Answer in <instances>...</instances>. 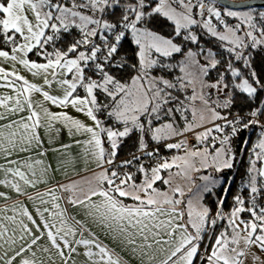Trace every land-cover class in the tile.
<instances>
[{
  "label": "snow or ice",
  "instance_id": "snow-or-ice-1",
  "mask_svg": "<svg viewBox=\"0 0 264 264\" xmlns=\"http://www.w3.org/2000/svg\"><path fill=\"white\" fill-rule=\"evenodd\" d=\"M237 2L248 10H233ZM229 18L237 23L230 24ZM66 35L73 40L60 48L58 42ZM202 35L221 42L228 54L215 82L205 78L221 59L200 46ZM249 48H264V10L257 11L252 0H230L226 10L217 0H0V65L11 68L0 66V88L11 90L0 95V186L7 189L0 191V264H131L133 259L137 264H245L250 253L252 264H264L252 252L256 248L264 253V206L259 203L264 200V134L253 148L243 185L248 199L235 196L227 215L224 199L218 201L214 217L203 202L221 180L201 176L204 183L187 201L184 189L173 187L175 176L191 181L192 172L233 168L230 137L212 133L231 126L235 135L238 120L228 121L211 107L206 96L212 93L204 90L223 93L225 99L217 107L224 108L232 103L226 89L249 98L264 91V82L251 70ZM33 52L45 62L28 59ZM236 61L250 69V77L234 66ZM18 65L42 83L21 75ZM176 69L182 75L162 74ZM189 87L193 94L182 97ZM52 106L70 107L92 124L66 111L53 112ZM216 120L227 123L222 126ZM206 121L214 127H205ZM57 124L69 135L89 137L86 152L101 171L87 181L86 191L76 182L49 184L52 169L45 161L48 150L41 129L51 144L60 132ZM198 127L204 131L197 132ZM188 133L197 141L191 149L186 139L176 140ZM133 134L148 157L159 154V147L146 151L149 141L184 154L150 170L141 165L137 184L131 172L105 167L115 163L122 138ZM50 150L65 155L61 149ZM131 163L126 160L122 166ZM174 167L177 172L168 178L161 175ZM158 181L171 195L155 187ZM25 201L35 208L34 214ZM61 201L79 209L82 219L70 215ZM218 221H225L226 227L209 236ZM94 229L114 246L103 243ZM206 236L212 244L201 252Z\"/></svg>",
  "mask_w": 264,
  "mask_h": 264
},
{
  "label": "trees",
  "instance_id": "trees-1",
  "mask_svg": "<svg viewBox=\"0 0 264 264\" xmlns=\"http://www.w3.org/2000/svg\"><path fill=\"white\" fill-rule=\"evenodd\" d=\"M219 5V4H218ZM224 7L222 5H219ZM257 11L264 10V7H256ZM228 22L230 24L237 23L233 19L229 18ZM200 32L201 30H197ZM73 37L70 35H66L64 38V42H58V46L60 48H66L69 43H71ZM201 47L208 49L211 48L213 51L217 52V58L221 59V65L218 66L217 69H212L207 78L216 80L222 71H224V60L223 56L224 50L221 47V42L215 40L207 35L201 36ZM192 50H197L196 45L190 46ZM7 50V49H5ZM48 51H52L51 46L48 47ZM246 54H250V63L251 70H254L257 76L264 82V48H256V49H246ZM35 52L31 53L32 59H39V62H43V58L41 56H36ZM129 55L131 53L129 52ZM235 67L240 68V70L244 73L245 77H250V69L243 66L242 62L236 61L234 64ZM179 70L176 69L173 73H162L166 75L168 78H172L173 76H177ZM180 74V73H179ZM229 77H226V80ZM189 92V90L187 89ZM228 95L231 96L232 103L229 107L223 110L221 107H218L222 113L229 117L228 121L236 120L235 115L239 114L241 117L238 118V124H236V134L232 135V127L226 126V136L230 137L231 146L236 153V159L233 163V168L228 169L224 174L225 182L224 184L212 191L211 193H207L204 198V202L207 207L212 210L213 217L217 211V203L220 199H224V213L227 215L232 207L234 206V197L237 195L242 196L245 200L248 199V191L243 188V185L248 182V170L250 166V160L254 158L253 148L262 138V134H264V91H258L254 98H249L247 94L240 93L238 90L234 91L231 88L225 90ZM257 112L258 115L254 116L258 120L252 119V113ZM103 118V117H102ZM251 121H258V123H251ZM108 122V121H106ZM109 123V122H108ZM248 124L249 127H243V125ZM218 136L221 138L222 132H217ZM217 142V141H216ZM218 143V142H217ZM149 147L157 148L159 147V152L163 154L165 152V148L156 145L154 142L149 141ZM140 149L138 147L137 134H133L130 138L124 141L119 149H118V158H124L132 153L139 152ZM259 152V149H256ZM261 163L257 162V167H261ZM137 170V169H136ZM135 170V171H136ZM226 190V191H225ZM261 206H264V200L259 201ZM242 218L247 219L248 213L241 214ZM220 224H217L215 227V234L217 235L218 230L220 229ZM194 264H197L195 261Z\"/></svg>",
  "mask_w": 264,
  "mask_h": 264
},
{
  "label": "crops",
  "instance_id": "crops-1",
  "mask_svg": "<svg viewBox=\"0 0 264 264\" xmlns=\"http://www.w3.org/2000/svg\"><path fill=\"white\" fill-rule=\"evenodd\" d=\"M28 59L33 60L31 58V54H29ZM33 61H35V60H33ZM43 62H45V61H43ZM43 62H40V63H43ZM0 66H4L6 69L11 70L10 65L7 63L0 65ZM17 67L20 68V74L25 75L31 82L42 83V81L39 78H34L31 76L30 73H27V71L24 70L22 68V66L18 65ZM0 83H2V81H0ZM49 91L51 92L53 90L50 89ZM8 94H11L10 89L0 88V95H8ZM80 94L83 95L82 92ZM36 98H39L38 94H36ZM50 110L53 112L66 111L69 115H72L73 117H75L77 119H80L81 121L85 122L86 124H88V125L92 124V122L90 120H88L83 114L76 112L74 109H72L70 107L67 109H60V108H56V107L52 106L50 108ZM105 123L107 124L108 122H106V120H105ZM56 127L60 128V132H59V134L54 135V138L52 139L51 144H49L48 134H46L44 132V130L41 129V136H42V139L44 140V147L46 150H48L47 156L45 157V161L47 164L51 165V169H52L49 184L51 186L55 187L57 184L64 185V184H71L73 182H76L86 191L87 188L89 187L87 181L90 179H93L94 176L101 171V169L96 166L92 156L88 152H86V148H88L89 146L85 143V141L89 137L87 134H76L75 136H72V135L68 134V129L64 128L62 125L57 124ZM116 127L118 128L119 125H117ZM221 135H222L221 139L224 136H226V134L224 135L223 132ZM131 136L132 135H130L129 137H126V138H122V141L123 142L126 141ZM212 136H218L217 132H214V134ZM178 138H180V137H177L176 139H178ZM210 141H211V137H209L208 143H210ZM217 142H219V141L217 140ZM64 145H68L69 147L64 148L63 147ZM107 147H108L107 142H105V148H107ZM53 148L54 149H61L65 153V155L61 156L59 152L50 150ZM148 148H150V147L148 146ZM175 152H177V151L171 150L168 153H166V151H165L164 154H162L163 155L162 158H170V157H172L171 154H173ZM117 157H118V155H117ZM61 161H64V163H62ZM0 163H4V161L0 160ZM152 166H154V165L149 164V165H145L144 167L146 169L150 170ZM105 167L112 168L111 166H108V165H105ZM226 171H227V169H226ZM134 180L136 181L137 184L141 183L142 176L138 172V169L134 173ZM224 182H225V179L223 178L221 185L218 187L216 186L215 189L221 187L224 184ZM40 189H41V191L45 190L43 185L40 186ZM160 190L165 191L162 189H160ZM0 191H7V189H4L3 186H0ZM65 195H67V194H65ZM205 195H204V198H205ZM13 196H14V194H13ZM94 199L99 200L98 197H96ZM124 202L127 204L132 203V201H130V200H125ZM25 203L28 206L29 211L33 212V214H34L35 208L32 205L28 204L27 201H25ZM60 203L62 204L63 207L69 208V214L70 215L75 216L76 219H82V213L79 209L71 208V206L67 205L64 201H61ZM204 204H205V202H204ZM180 207L183 208L184 204H181ZM9 214H11V213H9ZM37 219H38V217H37ZM94 231H96L97 236L99 237V239L103 243L108 244L110 247L114 246L111 244L110 240H108L100 230L94 229ZM41 243H44V241H41ZM117 251H119V249H117ZM194 263H195V261H194ZM131 264H137L136 260L133 259Z\"/></svg>",
  "mask_w": 264,
  "mask_h": 264
},
{
  "label": "rangeland",
  "instance_id": "rangeland-1",
  "mask_svg": "<svg viewBox=\"0 0 264 264\" xmlns=\"http://www.w3.org/2000/svg\"><path fill=\"white\" fill-rule=\"evenodd\" d=\"M218 6H219V5H218ZM219 7H221V6H219ZM221 8L226 10V7H221ZM233 10L247 11L248 9H246V8H238V9L233 8ZM231 20H232V19H231ZM234 21H235V20H234ZM236 22H237V21H236ZM194 51H195V50H194ZM224 54H225V56L228 55L226 52H224ZM36 56H39V55H36ZM33 60L39 62V59H37V58H36V59H33ZM201 62H203V61L201 60ZM210 72H211V71H210ZM210 72H209V74H210ZM222 72H223V71H222ZM178 75H182V74H181V73H180V74L178 73L177 76H178ZM205 79H206L208 82H215V81H216V80H213V79H210V78H207V77H206ZM195 87H196V91L199 92V90H200V85H199V83H197V84L195 85ZM188 90H189V92L187 91L186 93H181V96L183 97L185 94L190 96V95L193 94V89H192V87H189ZM204 91H205V93H208V92H211V93H212V95H210V96H206V98L209 100V104H210V106L213 107V108H215L216 111L219 112L222 116H226V115H225L224 113H222L221 110L217 107L218 104H221V103L224 101V99H225L224 94H223V93H217L215 90H211V89H205ZM185 103L187 104L188 102L186 101ZM195 104H196V106H197L198 108H202V107H203V105L200 103L199 100H197V101L195 102ZM221 108H222L223 110L226 109V108H224V107H221ZM206 115L209 117V120H210V119H211L210 114L206 113ZM190 118H191V117H190ZM235 119H236V120H231V121H237V120H238L237 117H235ZM227 120H229V117L227 118ZM215 123H216V124H219V125H222V126H225L227 122H226L225 120H216ZM236 124H238V122H237ZM178 126L182 127V126H183V122L181 121L180 124H179ZM205 127H207V128H213L214 125H213L212 123H209V122L206 121V122H205ZM118 128H119V127H118ZM226 128H227V127L225 126V127H224V130H223V134L227 132V131H226ZM196 130H197V132H202V131H204V128H199V127H198ZM224 131H226V132H224ZM213 134H214V132L212 133V135H213ZM194 135H195V134H194ZM194 135H193V136H194ZM182 139H186V140H187V144H188V146H189V149H191V148L193 147V145H190V142H188V137H187V138H186V137H182V138L180 137V138H178V139H176V140H182ZM168 142H175V141H168ZM212 142H213V141L211 140L210 143H212ZM215 144H216V147H217V148L220 147L219 142L216 143V141H215ZM196 145H197V141H196ZM229 145H230L231 151H232V153L235 155V159H236V153L234 152V149H233V147L231 146L230 141H229ZM164 151H166V153L170 152V151H168L166 148H165ZM176 151H177V150H176ZM163 154H164V152H163ZM183 154H184V153H183V150H179V151H177V152L171 154L172 157H170V158H163V160H164V159L171 160L174 156H177V155H181V156H182ZM234 161H235V160H234ZM161 162H162V161H161ZM161 162H160V163H161ZM154 166H156V165H154ZM154 166H152V167H154ZM227 170H228V169H227ZM175 172H177V169L174 167V168H172V169L170 170V172H162L161 175L164 176L165 178H168L169 175H170V173H175ZM226 172H227L226 170H225V171H222V172H216L213 168H208L207 170H202L201 172H192V173H191V177H192V180H191V181H189L188 179H185V178H183V177H180V176H175V177H173V187H175L176 185H180V186L184 189V191H185V196L183 197V199H184L185 201H187V200L189 199V197L191 196L192 192L197 191V189L199 188V186H201V185L204 183V181L200 179L201 176H203V175H211L212 177L221 180V183H222V179L224 178V174H225ZM221 183H220L219 185H217V187L220 186ZM155 187L159 188V190L162 189V190H165V191H169V195H171V192H170V190L168 189V186H167V185H164L161 181H158L157 184L155 185ZM189 188H191V192L188 191ZM215 188H216V187L213 188V191H214ZM241 217H242V215H241ZM217 224H220V226H221L220 229H219L218 232H217V235H218L219 232L222 231V230L226 227V223H225V221H218ZM215 235H216V234H215V229L210 230V232H209V236H213V237H214ZM211 244H212V240L209 239V238L206 236L205 239H204V241L201 242V252H203V250H204L205 247H210ZM252 252H255L256 255L260 256V261H264V253H260L256 248H253V249H252ZM245 264H252L251 253L249 254L248 259L245 261ZM258 264H259V262H258Z\"/></svg>",
  "mask_w": 264,
  "mask_h": 264
},
{
  "label": "built area",
  "instance_id": "built-area-1",
  "mask_svg": "<svg viewBox=\"0 0 264 264\" xmlns=\"http://www.w3.org/2000/svg\"><path fill=\"white\" fill-rule=\"evenodd\" d=\"M215 23V21H214ZM235 117L237 118H241V117H246V116H241L239 114H236ZM252 119L258 120L256 117H251ZM194 133H188L186 138L188 137V142H190V145L196 146V139L195 136H193ZM182 138V137H181ZM153 147L148 148L146 151H152ZM137 156L139 157V159H134L133 157ZM163 155L161 152H159L157 157H148L147 155H145L143 152L139 151V152H135L132 153L124 158H118L116 156L115 158V163L113 165H111L112 168H114L115 170L121 172V173H125V172H131L133 174L134 177V173L135 170L138 169L141 165L145 166V165H157L162 161ZM126 160H131L132 163L127 165V166H122V162L126 161Z\"/></svg>",
  "mask_w": 264,
  "mask_h": 264
},
{
  "label": "water",
  "instance_id": "water-1",
  "mask_svg": "<svg viewBox=\"0 0 264 264\" xmlns=\"http://www.w3.org/2000/svg\"><path fill=\"white\" fill-rule=\"evenodd\" d=\"M217 3L219 5H222L224 7H227L230 3V0H217ZM252 3L256 6V7H264V0H252ZM232 8H241L239 2H237L236 4L232 5Z\"/></svg>",
  "mask_w": 264,
  "mask_h": 264
}]
</instances>
